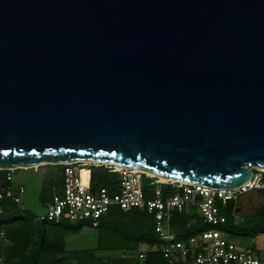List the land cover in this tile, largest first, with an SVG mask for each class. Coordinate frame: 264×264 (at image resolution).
<instances>
[{
	"label": "water",
	"instance_id": "1",
	"mask_svg": "<svg viewBox=\"0 0 264 264\" xmlns=\"http://www.w3.org/2000/svg\"><path fill=\"white\" fill-rule=\"evenodd\" d=\"M75 162L248 182L264 0H0V170Z\"/></svg>",
	"mask_w": 264,
	"mask_h": 264
},
{
	"label": "trees",
	"instance_id": "2",
	"mask_svg": "<svg viewBox=\"0 0 264 264\" xmlns=\"http://www.w3.org/2000/svg\"><path fill=\"white\" fill-rule=\"evenodd\" d=\"M55 166L59 179L64 181L65 165ZM91 169L92 189L105 187L111 192L118 191V172L110 171L105 165ZM57 178L52 180L57 182ZM156 180V177H143L147 197H154L158 188L164 197L180 191L171 182L158 184ZM56 195L43 188L41 202L45 205ZM239 208L238 199L229 200L222 207L226 223L219 228L227 236L240 239L264 235V202L253 214H241ZM37 214L24 204L5 203V211L0 217V264H168L162 252L164 241L155 229L154 216L146 210L114 206L99 219L97 226L91 221H41ZM85 228L94 229L96 246L68 249L67 239L79 235ZM210 228L195 205L182 212L174 211L169 221L170 232L185 243ZM145 246L148 248L146 257L141 259L139 254Z\"/></svg>",
	"mask_w": 264,
	"mask_h": 264
},
{
	"label": "built area",
	"instance_id": "3",
	"mask_svg": "<svg viewBox=\"0 0 264 264\" xmlns=\"http://www.w3.org/2000/svg\"><path fill=\"white\" fill-rule=\"evenodd\" d=\"M64 165L63 195L50 198L45 204L46 212L37 214L38 220L91 221L97 226L99 219L107 215L114 206L122 209L137 208L146 210L154 216L155 229L164 241L162 252L168 264H264L262 257L264 249L236 243L219 228L226 223L222 207L229 200L251 192L264 193L262 167H251L253 173L249 181L235 189L211 188L200 183L171 182L180 191L164 197L158 188L154 197H147L143 189V177L149 175L136 168H117L112 164L96 162H75ZM101 165L119 173L118 191L111 192L105 187L92 189L91 167ZM82 167L90 170L86 184L81 180ZM16 171L17 169L0 170V217L5 211L6 202L24 204L26 188L16 182ZM156 182L163 183L158 179ZM193 205L198 207L204 221L211 228L185 243L179 241L170 232L169 221L174 211L182 212ZM147 250L146 246L141 249L139 254L141 259L146 257Z\"/></svg>",
	"mask_w": 264,
	"mask_h": 264
},
{
	"label": "rangeland",
	"instance_id": "4",
	"mask_svg": "<svg viewBox=\"0 0 264 264\" xmlns=\"http://www.w3.org/2000/svg\"><path fill=\"white\" fill-rule=\"evenodd\" d=\"M57 174L58 169L55 165H42L35 168L22 169L19 172H16V182L23 184L26 188V193L23 198L24 205L36 213H45L46 207L40 199L42 189L45 188L48 190L49 193H54L59 196L63 195L64 183L59 179V176ZM89 174L90 170L87 167H82V182L88 183ZM53 177H58L57 182H54L52 180ZM237 199L240 202V213L248 215L257 212L260 209L264 202V194L256 191L238 197ZM228 238L244 246H251L254 248L258 247L260 249H264V235H259L254 239H240L238 237L230 236H228ZM67 246L68 249H82L95 247L96 240L94 229L85 228L79 235L69 237L67 239ZM262 257H264V252H262Z\"/></svg>",
	"mask_w": 264,
	"mask_h": 264
},
{
	"label": "bare ground",
	"instance_id": "5",
	"mask_svg": "<svg viewBox=\"0 0 264 264\" xmlns=\"http://www.w3.org/2000/svg\"><path fill=\"white\" fill-rule=\"evenodd\" d=\"M116 167L120 168V166H116ZM136 169L143 171L147 175L155 176L162 182H177L176 180H174V179H172L170 177H166V176H163V175H157L156 173H153V172H151L149 170H146V169H142V168H136ZM83 183L86 184V182H83Z\"/></svg>",
	"mask_w": 264,
	"mask_h": 264
},
{
	"label": "crops",
	"instance_id": "6",
	"mask_svg": "<svg viewBox=\"0 0 264 264\" xmlns=\"http://www.w3.org/2000/svg\"><path fill=\"white\" fill-rule=\"evenodd\" d=\"M264 194V193H263ZM258 248V247H257Z\"/></svg>",
	"mask_w": 264,
	"mask_h": 264
}]
</instances>
